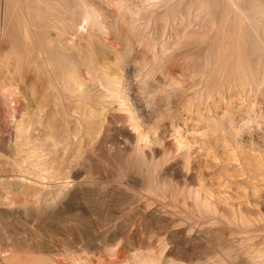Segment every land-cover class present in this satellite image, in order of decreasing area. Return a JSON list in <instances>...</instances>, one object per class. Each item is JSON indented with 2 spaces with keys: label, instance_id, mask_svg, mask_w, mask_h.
I'll list each match as a JSON object with an SVG mask.
<instances>
[{
  "label": "bare ground",
  "instance_id": "obj_1",
  "mask_svg": "<svg viewBox=\"0 0 264 264\" xmlns=\"http://www.w3.org/2000/svg\"><path fill=\"white\" fill-rule=\"evenodd\" d=\"M108 60L119 74L112 73ZM27 64L35 66L34 76L40 73L57 99L59 91L85 106L80 113L86 121L96 106L108 115V128L124 145L118 146L117 169L150 202L170 201L184 217L239 232L253 225L264 229L263 220L256 223L243 212L264 204V0H0V77L10 72L9 65L17 72ZM15 79L9 88L0 82V115L24 106L25 85L18 86L25 76ZM47 137L40 141L45 144ZM163 166L182 177L196 171L200 190L180 198L166 190ZM61 172L54 173L62 176L57 185V174H50L57 188L52 203L59 208L84 195L79 183ZM235 202L237 215L230 218L224 205ZM45 207L33 214L26 199L0 196V262L93 264L87 244L80 245L87 257H73L66 247L44 255L43 247L17 236L16 223L30 233L54 227L58 213L52 204ZM22 219L25 223L17 222ZM141 250L120 243L104 252L102 264L151 263L154 258L145 260Z\"/></svg>",
  "mask_w": 264,
  "mask_h": 264
},
{
  "label": "rangeland",
  "instance_id": "obj_2",
  "mask_svg": "<svg viewBox=\"0 0 264 264\" xmlns=\"http://www.w3.org/2000/svg\"><path fill=\"white\" fill-rule=\"evenodd\" d=\"M107 62L109 63V60ZM113 62L109 63L110 69L117 75L120 72ZM30 64L21 68L24 71L17 69V72L14 66L9 65V73L13 78L8 71L7 75L3 72L4 76L0 77L2 88H6L7 84L9 87H13L16 83L13 79L16 77H18L17 81L23 80L24 76L26 79L18 86L21 89L25 85L21 89L23 92L20 93V98H23L22 100L25 102L24 106L19 107L20 111L16 109L7 112V114L11 113L10 117L6 118V113L5 117L3 114L0 115L2 116L0 121L3 118L6 120L0 122V196L8 194L15 199L20 197L26 199L29 201L31 209L34 207L33 212L31 211L33 214H38L37 209L39 213H43L47 210L45 206L52 204L53 210L58 214L52 219L54 227L44 225L42 230H33L31 233L28 230H26L28 233L24 231L25 226L21 228V225L17 226L18 223H16L15 232H18L16 233L18 237L24 236L29 244L33 243L43 247L47 250L44 255H47L51 250L63 253L66 247V249H70L68 250L69 254L72 252L73 257H87V251L81 249L82 246H80L82 243L87 244L90 246L88 255L90 254V261L93 264H102L104 252L107 249H115L120 243L124 247L129 245L142 249V257L145 260L154 258L151 263L147 262L146 264H248L247 261L251 258L256 261L260 260L259 264H264V229L261 227L253 225L245 232H239L237 229L225 225L184 217L181 208H175L170 201L156 199V201L150 202L147 193L140 187L127 183L126 177L117 169L119 159L122 157V152L119 150L124 147L123 140L120 137L116 138L112 128H108L111 125L108 115H105L101 111L102 109L96 106L93 108V110L95 109L92 111L94 115L92 114L90 120L86 121L84 118L85 122H82L84 121L82 114L85 111L83 108L86 107L81 105L80 107L84 111L80 113V104L77 105L74 100H70L72 98H64L63 95L61 96V92L56 89L60 94L57 99L58 94L55 97L56 93L51 92L52 88L49 87L50 90H48L49 85L46 79L44 83L40 73L38 76H34L37 75L33 73L36 68L34 66L33 69ZM27 66L31 67H29V71H25ZM37 72L38 70H36ZM36 80H39L42 86ZM11 83L13 86L9 85ZM46 88L47 90H45ZM31 89L34 93L37 91L33 98L30 97ZM25 92L28 97L24 99ZM55 99H57L56 104ZM57 101L59 102L57 103ZM76 105L78 106L77 110H75ZM36 108H41L38 110L40 113H36ZM100 111L101 113H99ZM41 113L43 114L42 118ZM36 115H39L40 120H43L38 121L39 118ZM78 119L83 120L79 121ZM19 129L22 135L28 137V140L24 139V137L27 138L26 136H19ZM49 130L52 131V134ZM45 136H48L47 139L49 138V141L45 143L48 146L40 141ZM51 139H53L52 144ZM38 141H40L39 144ZM40 144L43 146H39ZM38 147L40 149L43 147L42 150H44L40 151ZM33 156L35 158H32ZM161 157V154H157L156 160H160ZM165 165L167 166V164ZM163 167L160 179L161 186L166 190L177 193L179 198L188 193L194 195L200 190L196 171L188 177H182L181 175H171V171H168L167 167ZM25 169L28 171L27 173ZM52 172L53 174L61 172L64 175L67 173L68 175L65 176L75 179L79 183L82 195L83 193L84 195L67 207L59 208L57 203H52L57 189L53 182L57 179L55 185L61 183L60 177H62L59 175L58 178L56 173L57 175H54L57 177L55 176L54 180V176L51 177ZM230 172L228 174H231ZM64 175L63 178H66ZM27 177L31 181H27ZM32 180L34 183L30 184L29 182ZM148 201L150 204L147 203ZM145 203L150 206H146ZM224 210L230 218L236 217V202L225 204ZM243 212H246L245 215L256 223V220L259 219L264 222L263 203L251 204L243 209ZM17 222L25 223L24 219ZM80 240L82 242H77ZM0 264L2 263L0 262Z\"/></svg>",
  "mask_w": 264,
  "mask_h": 264
}]
</instances>
